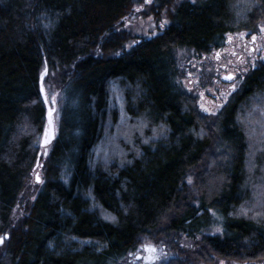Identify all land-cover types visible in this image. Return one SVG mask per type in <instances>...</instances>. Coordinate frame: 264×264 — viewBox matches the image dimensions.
I'll return each mask as SVG.
<instances>
[{
    "label": "trees",
    "instance_id": "1",
    "mask_svg": "<svg viewBox=\"0 0 264 264\" xmlns=\"http://www.w3.org/2000/svg\"><path fill=\"white\" fill-rule=\"evenodd\" d=\"M245 1L154 0L156 14L170 8L168 25L124 49L128 36L113 25L143 0H0V233H9L0 264H119L141 236L171 244L179 234L200 236L199 259L264 257V220L232 214L249 192L248 142L236 118L250 97L264 92V62L212 120L176 81L178 47L206 53L221 47L226 33L254 32L264 21V0ZM43 69L60 72L66 110L45 159L44 182L13 222L45 122ZM110 80L124 87L127 114L165 131L138 155L105 168L92 164L91 150L105 120ZM189 172L195 173L196 204L182 190ZM87 192L114 221L91 208ZM213 213L222 216L220 232H209Z\"/></svg>",
    "mask_w": 264,
    "mask_h": 264
},
{
    "label": "rangeland",
    "instance_id": "2",
    "mask_svg": "<svg viewBox=\"0 0 264 264\" xmlns=\"http://www.w3.org/2000/svg\"><path fill=\"white\" fill-rule=\"evenodd\" d=\"M178 1L181 0H175V2ZM241 2L246 1L241 0ZM155 8L154 0H143L133 5L115 22L113 31L125 32L128 36L122 46L124 49L131 47L141 38L159 34L168 25L170 8L162 7L157 14ZM262 27H264V21L259 23L254 32L238 30L226 33L223 45L206 53H196L192 48L186 47H178L175 50L178 69L176 81L182 89L192 95L197 110L208 120H212L228 103L232 95L240 89L245 75L264 62ZM253 35L256 36L255 42L252 40ZM119 52L120 50L117 51ZM93 53H100L99 46L93 49ZM229 75L232 79H227ZM60 76V72L50 75L47 70L45 72L43 84L47 100L50 107L55 109L53 113L55 138L47 146V152L44 154V147L40 144L41 134L38 141L37 158L11 211L13 222L24 215L28 201L33 200L42 186L45 179V159L59 136L67 104L65 84ZM108 91L109 101L101 134L91 150L92 164H100L105 168L113 163L122 164L128 161L131 152L138 155L141 153L142 144L158 140L164 136L165 131L163 124L152 125L143 116H130L126 113L124 87L117 80H110ZM250 98L249 104L242 107L236 118L238 124L244 128L248 142L245 157L249 192L247 198L234 207L232 214L264 220V92L257 93ZM45 124L44 122L42 133ZM59 172L62 180L67 181L66 165H63ZM182 185L183 194L196 204L198 189L195 183V173H187ZM87 196L90 198L91 208L96 209L102 218L115 220V215L95 202L90 193L87 192ZM212 215L215 219L209 232H220L222 216L215 213ZM5 234L9 235L8 231L0 233V237H5ZM7 239L6 237L0 243V251L4 249ZM199 241V235L191 238L179 234L178 242L171 244L164 240H155L153 236H141L136 248L128 253L119 264H165L170 260H175L177 264H264V257L239 260L209 254L207 259H199L194 254ZM145 247H151L154 250L147 252Z\"/></svg>",
    "mask_w": 264,
    "mask_h": 264
},
{
    "label": "water",
    "instance_id": "3",
    "mask_svg": "<svg viewBox=\"0 0 264 264\" xmlns=\"http://www.w3.org/2000/svg\"><path fill=\"white\" fill-rule=\"evenodd\" d=\"M45 72H46V69H43L42 73L39 77V92H40V96L42 98V101L45 104V123L46 124H45V128H44V131L42 133L41 140H40V144L44 147V154L47 152V146L54 140L55 131H56L54 119H53V113H54L55 109L50 107V105L48 103L47 95H46L44 84H43ZM37 180H39L38 177H37ZM5 236L7 238L9 237L8 234H5ZM151 249H153V248L145 247V250L147 252L151 251ZM144 261H145V258H144Z\"/></svg>",
    "mask_w": 264,
    "mask_h": 264
},
{
    "label": "snow or ice",
    "instance_id": "4",
    "mask_svg": "<svg viewBox=\"0 0 264 264\" xmlns=\"http://www.w3.org/2000/svg\"><path fill=\"white\" fill-rule=\"evenodd\" d=\"M261 30L264 31V27H262ZM252 40H253V42H255V40H256V36L255 35L252 36ZM253 50H255V49H253ZM227 79H232V76L229 75L227 77ZM233 88H235V85H233ZM5 238H6V236L5 237H0V243H2Z\"/></svg>",
    "mask_w": 264,
    "mask_h": 264
},
{
    "label": "bare ground",
    "instance_id": "5",
    "mask_svg": "<svg viewBox=\"0 0 264 264\" xmlns=\"http://www.w3.org/2000/svg\"><path fill=\"white\" fill-rule=\"evenodd\" d=\"M232 123V122H231ZM211 154V153H210ZM217 156V155H216ZM205 161V160H204ZM116 164V163H115ZM211 213V212H210ZM203 238V237H202ZM205 249V248H204ZM208 251V250H207ZM260 261V260H259Z\"/></svg>",
    "mask_w": 264,
    "mask_h": 264
}]
</instances>
